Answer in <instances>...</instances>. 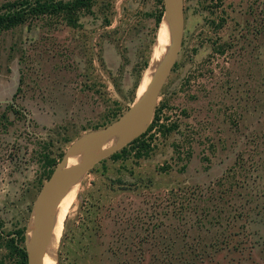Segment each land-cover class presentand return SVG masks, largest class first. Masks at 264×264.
<instances>
[{"label":"rangeland","instance_id":"1","mask_svg":"<svg viewBox=\"0 0 264 264\" xmlns=\"http://www.w3.org/2000/svg\"><path fill=\"white\" fill-rule=\"evenodd\" d=\"M158 9L157 0H92L76 28L43 18L0 34L3 239L26 230L47 160L56 165L76 139L116 120L139 80L138 95L169 36L165 28L155 53ZM183 18L155 106L173 130L145 136L147 157L125 146L78 180L62 199L52 264H181L175 255L192 238L220 231L216 216L235 250L210 260L206 250L193 264H264V0H183ZM170 198L208 211L200 231ZM0 264H15L1 246Z\"/></svg>","mask_w":264,"mask_h":264},{"label":"water","instance_id":"2","mask_svg":"<svg viewBox=\"0 0 264 264\" xmlns=\"http://www.w3.org/2000/svg\"><path fill=\"white\" fill-rule=\"evenodd\" d=\"M161 19L166 21L169 43L143 92L138 97H134L130 106L116 120L76 139L38 190L31 205L29 221L32 223L34 235L28 241L23 234L26 264H41L47 249L54 242L52 214L57 198L70 186L76 185L78 180L95 164L120 151L148 128L160 90L181 46L184 21L183 0H162ZM118 133L123 135L114 145L102 148L104 142ZM85 139L86 143L79 162L66 166V158L70 150Z\"/></svg>","mask_w":264,"mask_h":264},{"label":"trees","instance_id":"3","mask_svg":"<svg viewBox=\"0 0 264 264\" xmlns=\"http://www.w3.org/2000/svg\"><path fill=\"white\" fill-rule=\"evenodd\" d=\"M157 3L159 4V9L154 17L155 26L160 23L162 16L161 0H157ZM91 5L92 0H13L4 2L0 5V34L24 25L25 23L43 18L55 19L57 22L62 23L66 27L76 28L79 25L78 21L80 15L90 14ZM143 65L145 67L146 63ZM137 83L133 86L131 100L134 98ZM160 111L161 110L159 108H155L152 120L145 133L127 145L128 147H132L134 156L137 159L145 158L148 155L149 143L145 138L147 134L154 130L160 135L165 136L173 130L174 126H172V124L158 123ZM125 151L124 147L120 151L111 155L110 158L118 159ZM46 165L48 167L46 175L47 179L52 171V168L55 166V162L54 160H47ZM187 200H189V198H170V200H166V206H173L174 210L181 215V219H184V215L186 213L192 214L194 217L192 227L200 231L203 227L202 221H205L204 218L208 216V211L203 208L198 209L195 205H193V202H186ZM186 209L188 210L186 211ZM211 211H214L215 213L219 212L222 215L225 214L223 210H217L216 208L211 209ZM218 218L219 216H216L214 219H210H212L214 225L218 227L220 231L215 230L207 242L203 239L202 241H194V238H192L191 247H189V245L187 246V251L183 250V252L175 255V259L177 261L176 263L181 262V264H193L195 261H202L204 255L207 254L206 250L211 251L212 253L211 255L206 256L209 260L212 255L217 256L218 253H229L231 250H235V246L231 245L233 241L232 237L235 234L229 233L225 228L227 225L226 217L224 216L226 224L223 228L217 221ZM23 234L24 228L22 227L14 230L10 234L12 235L11 237L3 239L0 236V246L10 255L11 258L14 259L15 264H26V256L23 247ZM223 259L224 258H221L220 260ZM215 264H218V262Z\"/></svg>","mask_w":264,"mask_h":264},{"label":"bare ground","instance_id":"4","mask_svg":"<svg viewBox=\"0 0 264 264\" xmlns=\"http://www.w3.org/2000/svg\"><path fill=\"white\" fill-rule=\"evenodd\" d=\"M163 22H164V24L161 23V28L159 27L160 31H159V34L157 37L156 50H155V53H157V54L162 51L163 46H164L163 43L165 42V40H164L165 33L164 32H165V28L167 29V26H166V21L163 20ZM164 26H166V27H164ZM162 41H163V43H162ZM168 43H169V36H167V39H166L165 49H166V46L168 45ZM160 44H161V49L159 51ZM165 49L163 50L159 59H157V61L155 60L156 63L150 68V73L148 74L146 79L143 81V84L141 85L142 88L136 97H138L143 92L145 85L148 83L154 68L160 62V60L164 54ZM122 135H123V133H118L115 136L111 137L109 140H107L106 142L103 143L102 148H107L109 146L114 145L122 137ZM85 143H86V139L73 146V148L70 150V152L66 158V166H72V165L77 164L79 162ZM74 187H75V184L70 186L60 197L57 198V201L55 203L56 205L54 207V211L52 214V226H53L54 242L47 249V251H46V253H45V255L41 261V264H52L53 263V260H54V258L52 257L53 249L58 242L59 229H60V226L56 229V227H57L56 222L59 219V217L61 216L63 209H64V200H62V199L71 191L73 192ZM33 235H34L33 226H32V223L29 222L27 224V227L25 230V237L29 241Z\"/></svg>","mask_w":264,"mask_h":264}]
</instances>
